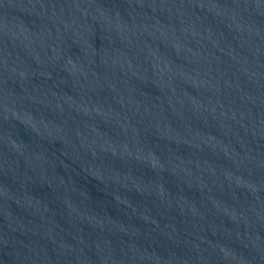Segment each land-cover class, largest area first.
<instances>
[{
  "label": "water",
  "instance_id": "obj_1",
  "mask_svg": "<svg viewBox=\"0 0 264 264\" xmlns=\"http://www.w3.org/2000/svg\"><path fill=\"white\" fill-rule=\"evenodd\" d=\"M0 264H264V0H0Z\"/></svg>",
  "mask_w": 264,
  "mask_h": 264
}]
</instances>
